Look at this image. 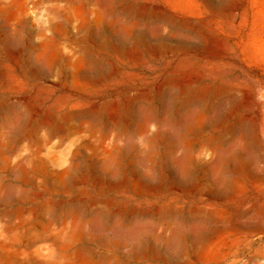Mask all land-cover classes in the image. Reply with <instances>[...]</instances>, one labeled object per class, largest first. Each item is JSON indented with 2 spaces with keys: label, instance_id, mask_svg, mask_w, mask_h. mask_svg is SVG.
<instances>
[{
  "label": "rangeland",
  "instance_id": "obj_1",
  "mask_svg": "<svg viewBox=\"0 0 264 264\" xmlns=\"http://www.w3.org/2000/svg\"><path fill=\"white\" fill-rule=\"evenodd\" d=\"M0 264H264V0H0Z\"/></svg>",
  "mask_w": 264,
  "mask_h": 264
}]
</instances>
